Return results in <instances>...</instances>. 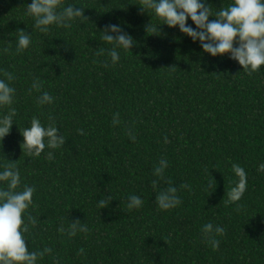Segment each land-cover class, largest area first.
Here are the masks:
<instances>
[{
	"label": "trees",
	"instance_id": "trees-1",
	"mask_svg": "<svg viewBox=\"0 0 264 264\" xmlns=\"http://www.w3.org/2000/svg\"><path fill=\"white\" fill-rule=\"evenodd\" d=\"M31 2L0 0V79L11 73L15 88L0 105V119L14 110L0 171H19L14 191L35 188L23 235L30 252L51 249L37 264H264V66L249 72L229 54L212 57L142 0H59L86 18L48 33L26 14ZM233 2L208 0L213 13ZM109 24L135 39L115 64L101 39ZM20 30L32 39L17 52ZM45 91L53 103H39ZM33 118L57 127L63 144L45 137L39 155L29 152L22 134ZM170 187L180 203L161 210L156 195ZM131 195L139 209H128ZM208 223L224 229L215 248Z\"/></svg>",
	"mask_w": 264,
	"mask_h": 264
},
{
	"label": "clouds",
	"instance_id": "clouds-1",
	"mask_svg": "<svg viewBox=\"0 0 264 264\" xmlns=\"http://www.w3.org/2000/svg\"><path fill=\"white\" fill-rule=\"evenodd\" d=\"M142 10H152L155 16L162 20L163 25L170 28L178 26L179 31L191 38L192 42L199 41L203 52L212 57L229 54V58L235 60L244 70L256 71L264 66V0H234L227 8H220L212 12L208 0H142ZM83 7L75 5L63 6L59 0H32L28 4L26 14L33 17L35 28L42 33H48L49 26L68 28L71 22L80 17H85ZM210 16L216 19L209 20ZM86 18V17H85ZM190 18L195 25H188ZM153 32L157 27L150 24L147 27ZM16 51L22 52L29 48L32 33L23 30L18 31ZM101 39L112 44L108 55L111 63L115 64L120 54L118 49L130 50L135 43L133 36L124 31L119 24H109L102 31ZM234 43L237 46H234ZM7 51V49H4ZM7 80L0 79V105H8L13 101L15 88L8 81L14 79L11 73H5ZM32 88L40 90L41 82L36 79ZM54 97L48 92H43L39 97V103L51 104ZM12 113L0 119V137L6 136L13 125ZM119 114H115L113 124L119 123ZM23 145L39 155L45 148V137L49 138L48 146L52 148L63 144V136L58 134L57 127L45 128L39 119L33 118L30 127L23 131ZM135 137H132L134 139ZM167 138H165V141ZM52 153H49L51 158ZM167 161L161 159L159 166L154 169V175L161 177ZM242 171L241 169H238ZM7 181V188H0V264H37L38 257H42L51 249L45 248L41 252H30L23 233L28 231V225L23 219L25 210L32 203L34 186H25L22 191H14L20 184V173L11 166H5L0 171V182ZM155 183V181L153 182ZM243 188V185H241ZM176 188L170 187L156 195V203L161 210H168L180 203L176 195ZM128 209H139L143 200L137 195L127 198ZM107 201L100 200L99 207L104 208ZM32 224L35 219L29 217ZM77 223L73 222L70 235H75ZM80 231H86L81 227ZM63 231V229H61ZM203 232L208 242L215 248L219 241L215 234H223L224 229L220 226L213 228L211 223L205 224Z\"/></svg>",
	"mask_w": 264,
	"mask_h": 264
}]
</instances>
